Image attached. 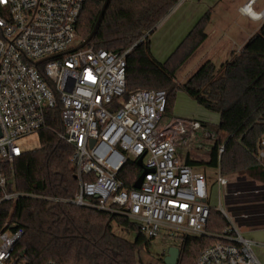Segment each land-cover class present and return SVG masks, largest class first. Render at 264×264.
<instances>
[{
  "label": "built area",
  "instance_id": "1",
  "mask_svg": "<svg viewBox=\"0 0 264 264\" xmlns=\"http://www.w3.org/2000/svg\"><path fill=\"white\" fill-rule=\"evenodd\" d=\"M89 1L104 0H0V202L21 196L8 191L13 165L25 153L17 141L46 129L48 113L59 106L63 131L57 134L74 148L79 190L73 199H45L125 216L147 241L164 232L171 239L175 234L216 237L196 264H262L255 243L243 236L220 199L219 207H212L214 184L207 174L178 158L179 137L199 132L201 122L178 120L161 127L164 90H140L123 99L131 50L86 46L61 55L73 49ZM256 1L240 11L264 25V10L254 9ZM130 160H142V172H148L140 189H127L119 179ZM216 184L226 188L228 180L219 172ZM213 208L230 223L220 235L207 228ZM21 237V230L0 232V264H18L13 249Z\"/></svg>",
  "mask_w": 264,
  "mask_h": 264
},
{
  "label": "trees",
  "instance_id": "2",
  "mask_svg": "<svg viewBox=\"0 0 264 264\" xmlns=\"http://www.w3.org/2000/svg\"><path fill=\"white\" fill-rule=\"evenodd\" d=\"M104 1L85 5L77 26L81 43L94 29ZM180 1L110 0L88 47L121 53L131 50L126 58L124 100L140 90H164L165 115H171L176 94L182 90L200 106L220 115L215 126L201 122L213 139L207 164L217 166L222 176L236 180L230 183L232 188L225 196L226 209L236 225L264 229V159L259 160L264 148V25L220 69L207 61L187 81L178 83L177 72L207 39L206 28L211 20L209 12L175 52L165 62H159L153 56L150 38ZM62 131L58 106L48 113L47 128L38 133L41 147L25 152L13 165L8 191L21 196L0 202V232L22 231L13 249L15 261L138 264V253L151 242L129 218L45 199H73L79 190L71 162L74 148L59 138L57 133ZM186 164L205 163L187 159ZM3 171L8 174V166ZM141 174L140 164L130 160L119 179L131 189ZM229 225L219 211L211 210L207 226L210 233L223 234ZM116 229L136 233L135 240L120 236ZM180 239L177 264H196L200 254L218 241L216 237L188 235Z\"/></svg>",
  "mask_w": 264,
  "mask_h": 264
},
{
  "label": "rangeland",
  "instance_id": "3",
  "mask_svg": "<svg viewBox=\"0 0 264 264\" xmlns=\"http://www.w3.org/2000/svg\"><path fill=\"white\" fill-rule=\"evenodd\" d=\"M240 1L241 0H185L176 8L175 11H173L171 15L169 14L170 16L164 22L165 24L163 23L164 25L160 29L166 27L164 31L168 32L172 36V38H175L176 34H179V32L181 31L183 32L184 29L188 28L191 25V29H187L189 30L187 33L188 35L194 28V26L207 13L210 12L211 20L206 28L207 33L209 31L211 32L214 27L221 31L222 27L224 25H227L228 27L231 26L230 29L233 28L231 33L237 35L238 27L240 25V22H238L240 17L238 13V5ZM263 2L264 0H260L261 5L263 4ZM254 9L256 11L258 10V8L255 7ZM258 26H263L262 22H259ZM160 29H158L157 32L154 33L155 36H152L155 42L153 45L154 49L152 53L154 57L156 56L155 58L158 61L160 60L161 62H165L169 58V56L164 57L166 55V53L164 52H166L167 50L170 51L172 42H161L162 39L158 40V36H156V34L159 33ZM218 36L219 32L213 38V43H215ZM80 43L81 39L76 37L71 43V48L77 47ZM210 45L211 43L208 44V49H210ZM175 50L172 51L171 54L174 53ZM205 52L206 50H204V52H198L196 55H194L195 57L189 59L186 64L177 72L176 75L178 83L185 82L187 78L192 76L198 70L199 67L197 64H201L203 62ZM227 58L229 57L224 54H220L213 60V62L217 66V68L220 69L222 64L227 62ZM181 119L186 121H199L209 124L210 126H215L219 124L220 115L200 106L195 100L189 97L186 92L180 90L176 94L171 115H165L160 126L164 127L171 122L174 124ZM17 144L23 152L34 151L41 147L39 136L37 133L18 140ZM177 144L178 153L181 158L185 159L190 154L191 157L194 158V160L205 163L203 164L200 171L207 174L211 185L214 184L210 189V203L212 207H219L220 199L221 203L226 208L225 196L229 193L228 191L230 190V188H232L229 187L230 183L236 180L233 177H225L228 180V185L226 188L219 187L216 184V180L219 175V168L217 166L207 164L210 161V152L213 146V139L209 132L204 128H201V130L197 133L189 132L187 136L179 137ZM232 191L235 190L232 189ZM240 231L245 238L255 243L254 252L261 263L264 264V229L252 230L248 228H240ZM116 233L130 241H134L136 238V233L134 232L126 234L124 232H121L119 229H116ZM150 242L151 244L149 246H146L138 253V264H166L164 262V258L167 256L169 248H180L181 246L180 237L175 234L174 238L171 239L169 238L168 232H164L163 235Z\"/></svg>",
  "mask_w": 264,
  "mask_h": 264
},
{
  "label": "crops",
  "instance_id": "4",
  "mask_svg": "<svg viewBox=\"0 0 264 264\" xmlns=\"http://www.w3.org/2000/svg\"><path fill=\"white\" fill-rule=\"evenodd\" d=\"M249 1L250 0H243V1L241 0L239 5H238V13H239V16H240L238 22H240L239 23L240 25L238 27L237 35L232 34L231 31L233 30V28L230 29L231 26L228 27L227 25H224L222 27L221 31H219L218 29H216L214 27L211 32L209 31L207 33L208 34L207 39L198 48V50L194 53V55H196L198 52H204V50H206V52L204 54V57H203V62L201 64H197L198 67H200L202 64H204L207 61H212L213 62V60L217 56H219L220 54H224L227 57H229V58H227V61H228L229 59H231V56H232L233 52L240 51L243 48V46L245 45V43L249 40V38H251L253 35H255L256 33L259 32L260 28L262 27V26H258L259 22L255 21V20H252L251 18L247 17L246 15H244L240 11V9L244 5H246ZM253 7L258 8L257 12L263 11L264 10V2L261 5L260 4V0H257L256 3L253 5ZM175 10H173V11H175ZM173 11L170 13V15L173 13ZM170 15H168V17ZM168 17L158 26L157 30L160 29L165 24L164 22L168 19ZM190 27H191V25L188 28L184 29L183 32L181 31V32H179V34H176L175 38H172V36L168 32L164 31L166 29V27H163L162 29H160L159 33L156 34V36H158V40L162 39L161 42L162 41H166V42L171 41L172 42V44H171L172 46L170 47V51L167 50L168 52L167 51L164 52V53H166V55L164 57L170 56L171 52L174 51L175 49H177V47L186 38V35H187L188 31H189L187 29H191ZM157 30L155 32H157ZM218 32H219V36L217 37V40L215 41V43H213L212 42L214 40L213 38L218 34ZM154 33H153V35H154ZM152 36H151L150 39H151V48H152V52H153V49H154L153 45H154L155 42H154V39H153ZM209 43H211L210 49H208V47H209L208 44ZM194 55L192 57H195ZM159 62H161V61L159 60ZM189 78H187V80ZM177 155H178V158L185 164H186L187 159L199 162L198 160H194V158L191 157L190 154L185 159L181 158L179 153H177ZM202 166L203 165H198V166H195V167L200 171Z\"/></svg>",
  "mask_w": 264,
  "mask_h": 264
},
{
  "label": "water",
  "instance_id": "5",
  "mask_svg": "<svg viewBox=\"0 0 264 264\" xmlns=\"http://www.w3.org/2000/svg\"><path fill=\"white\" fill-rule=\"evenodd\" d=\"M109 1L110 0H105L104 1L103 8H102V10L100 12V15H99L98 20H97V22L95 24V27L92 30V32L89 35V37L84 42L80 43L77 47H75V48H73V49H71V50H69V51H67V52H65V53H63L61 55H67V54L74 53V52H76V51H78V50H80V49H82V48H84V47H86V46H88L90 44V42L92 41V39H93V37H94V35L96 33L98 25H99V23L101 21V18H102L103 14H104V12H105V10L107 8V5H108ZM58 56H60V55H57L56 57H58ZM53 58H55V57H51V58L45 59V60L39 62L38 64H40V63H42L44 61L53 59ZM141 162H142V160L139 161V164H141ZM147 173L148 172L146 170H144L142 172V174L140 175L139 179L134 184V188L135 189H140L141 188L143 180H144V177H145V175ZM179 255H180V248H178V247H170L167 256L164 258V262L166 264H177L178 259H179Z\"/></svg>",
  "mask_w": 264,
  "mask_h": 264
}]
</instances>
